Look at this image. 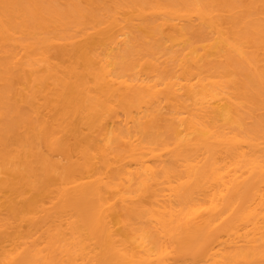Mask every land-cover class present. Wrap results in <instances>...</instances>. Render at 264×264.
Segmentation results:
<instances>
[{"label": "bare ground", "instance_id": "obj_1", "mask_svg": "<svg viewBox=\"0 0 264 264\" xmlns=\"http://www.w3.org/2000/svg\"><path fill=\"white\" fill-rule=\"evenodd\" d=\"M46 1L23 3L57 36L17 34L0 14V264H264V65L246 45L264 49V0L239 15L228 0H148L137 13L131 0ZM232 69L249 89L227 81ZM59 91L89 124L47 117ZM29 124L62 161L12 163ZM148 125L166 140L139 137Z\"/></svg>", "mask_w": 264, "mask_h": 264}, {"label": "rangeland", "instance_id": "obj_2", "mask_svg": "<svg viewBox=\"0 0 264 264\" xmlns=\"http://www.w3.org/2000/svg\"><path fill=\"white\" fill-rule=\"evenodd\" d=\"M148 0H131V2L129 3L130 6L133 7V13H137L136 12V5L141 4L142 2H146ZM167 1V0H165ZM201 2H205L207 3L206 0H200ZM24 0H9L7 5L5 6V8H0V14L2 15V17L4 19H6L9 22L10 27L17 33V34H24L27 33V28L30 30L31 32V36L33 40H41L47 36H57V34H61L63 32V27L59 24H55L51 21H49L48 19V14H45L44 17H38V18H34L31 15V12L28 9V6L26 4L23 3ZM47 4H52L54 5L59 11H65L68 9V5H67V0H53L51 1H46ZM219 1H216L213 6L219 10H224V8H233V12L235 11V13L237 15L241 14V10H245L249 8V11H252V0H228L227 3H230V7L229 6H223L222 3H220ZM82 8L84 15H86L84 18H80L81 20L84 21V23H96V21L98 20L97 17H99L100 15V11H97L95 8L89 6L86 3H82ZM223 7H220V6ZM223 16L222 18L224 20H229L230 17L228 15V12H223L221 13ZM26 30V31H25ZM139 33V32H138ZM144 34V33H143ZM145 36V34H144ZM145 40L148 42L149 39L145 38ZM250 49H253L255 51H257L258 55H259V59H260V63L261 65H264V49L262 45L256 44L253 40H250L247 42L246 44ZM49 53L54 56L55 55V49H51L49 51ZM135 57V53L133 55H129L127 57H125L123 60H119V67H122L125 65L126 62H131L132 58ZM70 61L74 62L75 64L78 65L79 69L81 71H85L84 67L81 65L80 63V59L78 57V55H73L69 58ZM132 63V62H131ZM134 65V62L131 64L130 68ZM127 66V65H126ZM123 68V67H122ZM129 68V69H130ZM135 71L139 72L141 70L140 67H137L134 69ZM87 78H89L86 75ZM227 81L229 83H231V85L234 88H245V89H249L250 88V84L249 82H247L244 78L243 75L239 74V72L236 69H232L231 72L227 75L226 77ZM19 88H25L24 84H19ZM63 94L59 91L57 93H55V95L53 96V103L51 104V106L49 108L46 109L45 114L47 115V117L51 118L53 117H59L60 115H62L63 113L67 112V117L69 119V121L71 122L72 126H85L86 124H89L91 121V118L89 117H83V111H79L74 112L72 109V111H70V105L68 102L63 101ZM28 131V133L30 134L29 136L31 137L30 140L24 139L23 142H20V144H18L15 147V151L13 153V158H12V163L14 165H17V167H20V165H18L19 161L24 159V158H28L29 160L32 159V157L30 156L31 152H37V153H41L42 155H44L47 158H50L54 161H62L63 157L62 155L58 154V153H50L48 152L43 146H39V141L37 142V140L34 138L33 139V135L34 133L37 131V128L35 129V124H29L26 127H21L20 129H18V132L21 134V132L23 133L24 131ZM27 133V132H26ZM152 134L155 135L156 138H158L159 140H166V133L164 132L163 127L161 126H147L143 129H141L140 131H138L137 135L141 138H143V140H148L147 139V134ZM162 142V141H159ZM70 143L73 145L75 144V141L72 140L70 141ZM74 146V145H73ZM33 165H37L36 161H33ZM61 172V169H57V174H59ZM6 190V189H4ZM5 193V198H2L1 201H6L12 197H14V195H10L7 191H4ZM35 191H32L30 189H26L24 190V194L23 197H19L16 199L17 204L19 205L18 207H21L22 203L24 201H26V199H30L33 195H34ZM2 202V205H3ZM15 202V203H16ZM5 206V205H4ZM3 212H6L5 210H3Z\"/></svg>", "mask_w": 264, "mask_h": 264}]
</instances>
